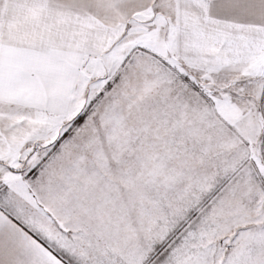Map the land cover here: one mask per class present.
<instances>
[{
  "label": "snow or ice",
  "instance_id": "1",
  "mask_svg": "<svg viewBox=\"0 0 264 264\" xmlns=\"http://www.w3.org/2000/svg\"><path fill=\"white\" fill-rule=\"evenodd\" d=\"M0 264H264V0H0Z\"/></svg>",
  "mask_w": 264,
  "mask_h": 264
}]
</instances>
